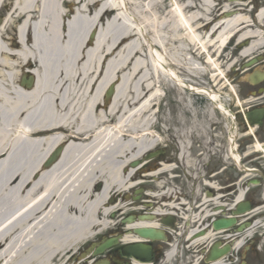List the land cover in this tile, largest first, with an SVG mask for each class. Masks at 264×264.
Returning a JSON list of instances; mask_svg holds the SVG:
<instances>
[{"label":"bare ground","instance_id":"obj_1","mask_svg":"<svg viewBox=\"0 0 264 264\" xmlns=\"http://www.w3.org/2000/svg\"><path fill=\"white\" fill-rule=\"evenodd\" d=\"M213 4L13 0L0 27V264H71L83 244L110 226L117 208L107 203L112 187L124 190L123 173L133 179L128 165L155 146L153 104L165 88L184 87L181 76L191 81L202 72L193 57L184 58L183 39L191 45L187 55L200 49L212 68L206 54L222 52L232 39L245 44L242 57L264 45V35L244 15L205 23ZM256 15V27L264 26V8ZM10 24L14 42L7 38ZM27 75L34 79L30 89L19 84ZM111 83L114 95L106 106L102 96ZM192 91L224 113L219 94ZM58 146L57 162L44 167Z\"/></svg>","mask_w":264,"mask_h":264},{"label":"flooded vegetation","instance_id":"obj_2","mask_svg":"<svg viewBox=\"0 0 264 264\" xmlns=\"http://www.w3.org/2000/svg\"><path fill=\"white\" fill-rule=\"evenodd\" d=\"M8 11L6 8L0 10V27L5 23ZM14 26H7L13 36ZM11 41L14 42V39ZM258 61L263 67L261 71H264V56H258ZM22 78L19 80L20 85H24ZM25 78L29 79V75ZM256 89L263 92L258 97L256 109L258 126L252 134V138L258 142V167L246 159L245 144L238 145L245 162L242 163L245 170L238 171L244 177L247 172L253 176L247 180L245 188L250 181H256V184L250 185L243 195L242 201L248 203L250 213L236 217V226L226 231L225 236L232 238L222 239L228 240L227 243H240V249L234 254L222 256L220 264H264V80ZM251 110L236 112L243 133L248 129L243 119L244 112ZM214 130L215 127L207 134V141L204 142L199 133L194 131L187 134L190 136L188 139H184L183 128L176 135L170 133L171 143L165 144L160 153V171L163 174L160 178L163 185L157 193L161 196L160 200L147 199L144 205L132 202L125 211L112 215L113 224L100 233L97 241L113 238L114 245L93 257L88 264H215L214 246L217 240L209 234V230L215 216L233 215L236 189L230 186L229 165L225 166L220 161V156L222 159L225 157L223 153L226 148L229 151L228 131L226 137L225 132L219 133L223 141L215 144L217 135ZM237 141H240L239 136ZM249 162L256 169H247L245 166ZM232 184L236 185V182ZM218 207L221 209L216 212ZM127 219L131 222H127ZM247 223L254 229V236L246 239L243 236L245 230H236ZM140 229L153 230L154 235L152 238H143L136 233Z\"/></svg>","mask_w":264,"mask_h":264},{"label":"rangeland","instance_id":"obj_3","mask_svg":"<svg viewBox=\"0 0 264 264\" xmlns=\"http://www.w3.org/2000/svg\"><path fill=\"white\" fill-rule=\"evenodd\" d=\"M12 2L13 0H4V3L6 5L8 4L7 6L9 7ZM193 3L197 6L200 5L199 2L196 1H194ZM213 5V10L208 9V11L204 12L206 16L204 18L205 23L211 22L213 20L217 21L222 8L225 5H229L231 9L233 7H236V9H240V11H238L234 8V11L236 10L238 11L237 13H239L240 15L246 16L250 21L249 23L254 26L256 30H259L262 35H264V26H260L258 24V27H256L257 21L254 15L259 9L262 10L264 8V0H229L228 2H226L225 0H215ZM63 11L68 12L69 9L65 7ZM205 23H201L200 27L205 26ZM90 34L88 36H90ZM203 34L205 33H202V35ZM7 38L12 40L14 38L13 33L9 31V28ZM204 38H201L202 41ZM171 45L172 42H168V46ZM244 46L245 44L238 45L235 39H232L220 53L214 51L215 49L213 48L210 49L208 54L206 55H211V59H213L215 62V67L212 68L211 65L207 66V64H205V55L200 49L197 48V51L193 50L194 54L187 55V50L191 48V45L186 41V39L182 40V49L184 51L183 53L185 54L184 58H188V56L189 58L193 57L194 65L202 71L191 81L186 75L181 76L182 82L184 81L186 84L192 85L197 89H210L216 94H219V101L224 105L225 111L224 113L218 111L217 108L213 105V103L209 101L206 95H203L202 93H190L184 90L182 87H179L180 90H173L171 89V86L170 90L165 88L164 92L160 93L162 94L161 100L153 104L152 112L155 116L153 119L154 123L152 125V128L150 129V133L155 136L156 143L155 146H153V148L148 152H161L162 147L165 144L170 145L171 143L170 133L172 132L176 135L182 130V128L184 131V139H188L190 136L187 134H190L191 132V130H189L188 128V110H191V112L193 113L192 133L193 131L194 133L198 132L199 137L204 142L207 141V134L211 133L213 127H215L214 133H216L217 135L215 137V144H220L223 140L222 138H220L221 136L219 135V133L225 132L226 137V132L230 128L229 133L231 134V136L229 137V141L231 140L232 136H239L240 141H236V143L238 145L241 143V146L245 144L244 154L246 156V159L250 160L251 163H254L256 167H258V151L255 152L254 148L256 140L254 141V139L249 135L244 136L245 133H243V130L238 120H236V123L234 124L232 119L233 116L235 118L237 117L236 112L244 111L249 106L255 103L254 101L250 100L251 98H249L251 93L255 92V90L252 86L248 85L245 82L244 78H246L248 72L244 73L243 75L242 66L247 61L253 58L257 59L258 55H262V53L264 52L263 45L254 48L248 55L242 57L240 50ZM143 47L144 50H146L147 52L148 49L146 48L145 44H143ZM257 67L258 66H256L255 69H258ZM217 69H220V71L223 72V76L218 75L219 71ZM179 92L182 97L180 103L176 101V94ZM225 112H227L228 116L225 114ZM216 148H218L217 145ZM223 154H225V157L222 159L220 156V161L222 164L224 162L225 166L229 165L231 167L229 174L231 179L230 186L232 187V189H236V192L234 194L235 196H237L239 192L244 190L245 183L247 182V180L252 179L253 176L252 173H247V175L244 177V175H240V173L238 172L237 168L240 167L242 163L245 164L243 158L242 162L240 160V162L238 163V161L233 158L232 152L228 151L227 148ZM237 154H240L239 149L237 151ZM142 159L143 158L140 157L137 158L136 161ZM160 159V156H158L149 160V163L146 164L144 168H142V170H140L141 172H137L135 174L136 176L135 179H133L134 181L128 182L125 176L127 172H124V175L122 176L123 181H126L124 185V190L117 191L115 186L112 187L113 191L111 192V196L108 202L112 200L114 194L118 195V198L120 200L117 203L113 201L114 203L111 204L117 205L115 206L117 207L116 210L113 209V213H111L108 218V220L111 221V225L113 224L112 219H110L112 215L118 214L121 211H125L131 206L132 202H137V204L139 203L141 205H144L147 199H150L151 201L157 199L160 200L161 196L157 194L158 192H160L161 186L163 185L160 179L163 174L158 173L162 166L160 165L162 164V161H160ZM143 162L145 163V161ZM250 162L245 167L248 169H256L253 168V166H250ZM127 168L129 169L130 165H128ZM234 182H236V185L232 184ZM130 186H132L131 190H129ZM153 190L159 191L155 192ZM252 235L254 236V229L252 228L249 229L247 232L243 233V236L246 237V239L247 237H250ZM87 243L88 242H86L80 247L79 253L77 254L76 259H74L75 261L72 260L71 264L83 263H79V261H81L79 255L82 249L84 248V245H86Z\"/></svg>","mask_w":264,"mask_h":264},{"label":"water","instance_id":"obj_4","mask_svg":"<svg viewBox=\"0 0 264 264\" xmlns=\"http://www.w3.org/2000/svg\"><path fill=\"white\" fill-rule=\"evenodd\" d=\"M94 35L91 36V40L93 39ZM254 64H256V60H252L249 63L245 64L243 68H249L251 66H254ZM248 83L252 84V85H256L258 84V73L254 74L252 76H250L249 78H247ZM114 93V85H110L108 91L106 92L105 95V102L107 103L108 99L113 95ZM258 112L254 111L252 113H247L246 114V121H248L250 123V125H254V124H258ZM60 151H62V147H59L55 150V152L51 155V157L48 159V161L45 164V167H49L50 165L53 164V162H57V159L60 155ZM100 187V185H99ZM98 187V189H99ZM246 210H248V206H242L239 205L238 210H237V214L238 213H243ZM235 224L234 219L232 218H228V219H219L216 220L213 223V229L215 231H219L220 230H224V229H228L230 227H232ZM142 236L144 237H151L152 235V231L150 230H142L141 232H139ZM113 244V241L109 240L107 241L105 244H103L101 247H99L94 254H98L99 252L104 251L105 248L110 247ZM216 252L218 253V251L216 250Z\"/></svg>","mask_w":264,"mask_h":264}]
</instances>
